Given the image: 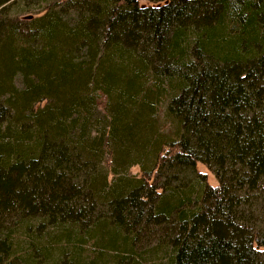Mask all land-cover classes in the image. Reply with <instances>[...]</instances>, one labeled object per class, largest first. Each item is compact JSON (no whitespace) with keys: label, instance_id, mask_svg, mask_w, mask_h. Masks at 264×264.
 Segmentation results:
<instances>
[{"label":"trees","instance_id":"trees-1","mask_svg":"<svg viewBox=\"0 0 264 264\" xmlns=\"http://www.w3.org/2000/svg\"><path fill=\"white\" fill-rule=\"evenodd\" d=\"M143 1L0 0V264H264V0Z\"/></svg>","mask_w":264,"mask_h":264},{"label":"rangeland","instance_id":"rangeland-1","mask_svg":"<svg viewBox=\"0 0 264 264\" xmlns=\"http://www.w3.org/2000/svg\"><path fill=\"white\" fill-rule=\"evenodd\" d=\"M59 0H43V2H40V3H34L32 6H31V10H32V15H27V19H30L31 18H36V17H40L42 15H44L45 13H47V11L49 10V8L53 7L54 5H56L58 3ZM12 2V1H11ZM33 3V2H32ZM19 5V4H18ZM140 5L141 6H148L149 4L146 3L145 1L143 0H140ZM21 7V5H19ZM12 10V14L10 17H14L16 14V11H17V8L15 7L11 9ZM17 85L20 87L22 86V84L20 83V81L17 83ZM45 105V102H42L40 104H38L35 109H38V108H42L43 106ZM163 109V107H161V110ZM161 112V111H160ZM162 113V112H161ZM197 171L202 173V174H205L206 175V178H207V183L209 186L211 187H216L217 186V182L215 180V178L213 177V175L204 167L202 166L201 164H197ZM129 175L131 176H140V169H139V166L138 165H133L132 167L129 168ZM109 254H105V256H108ZM160 256H147L145 257V262H143V264H158L159 263V258ZM107 261V259H103L101 260V262L99 261L98 264H103Z\"/></svg>","mask_w":264,"mask_h":264}]
</instances>
